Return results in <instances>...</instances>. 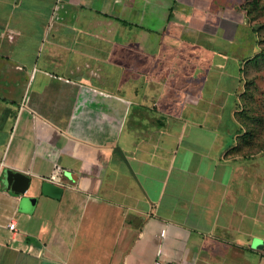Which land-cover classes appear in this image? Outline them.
I'll list each match as a JSON object with an SVG mask.
<instances>
[{"label": "crops", "instance_id": "1", "mask_svg": "<svg viewBox=\"0 0 264 264\" xmlns=\"http://www.w3.org/2000/svg\"><path fill=\"white\" fill-rule=\"evenodd\" d=\"M247 2L0 0V264H153L158 250L173 264H264L258 154H230L222 95L188 87L206 82L195 59L220 66L203 44L250 27ZM138 33L164 51L156 77L172 90L112 55L138 50ZM165 33L181 43L152 41ZM132 69L141 88L117 90ZM14 172L29 176L23 193L5 184Z\"/></svg>", "mask_w": 264, "mask_h": 264}, {"label": "rangeland", "instance_id": "2", "mask_svg": "<svg viewBox=\"0 0 264 264\" xmlns=\"http://www.w3.org/2000/svg\"><path fill=\"white\" fill-rule=\"evenodd\" d=\"M258 8H254L251 10V16H253V23L258 27V42L256 39L255 33L252 31L251 27L240 25L239 27L230 28L233 30L234 36L231 37L230 33L228 35L231 38H228L227 41L223 40L221 41L218 37H214L213 41H208L211 44H203V46L210 47V52L212 53V49L214 52V55L212 53L211 59H213V64H220V66L217 65H209L206 67L196 66L195 73L196 75L197 70L201 69V73H203L206 76V82L203 83L199 77L195 82H190V86L192 90L195 91V94H199L201 91H214L211 93L210 97L213 96L221 97L222 105H228L232 108V111L236 109H239V106L243 108L241 115L239 116L242 122L245 124L246 127L251 128V134H247V140L245 138H238V146L234 150L235 154H258V156L254 159L249 161L251 165L250 169L254 168L255 170L261 171L260 178L261 182L264 183V0L258 1ZM181 31V30H180ZM127 35V34H124ZM195 34H189L188 36H191L192 40H196ZM118 36V35H117ZM120 37L122 35H119ZM117 37V42H120V37ZM155 36L152 41H155V38L157 41L161 42L166 41L167 39L174 40L175 43L178 44L181 43L180 39H176L175 37L179 36L177 33H174V37H171V34L165 33V34H155ZM151 37L152 34H134L132 35V42L133 46L136 47L138 50H118L117 52L112 53V55H115L116 58L122 63L124 59H127V62L129 63V59H133V64L140 63H148V66L153 67L152 71L150 72L149 83H147L148 89H153L156 91V88L163 89L165 91L172 90L169 86V83L167 82V79L165 78L163 83L158 82V78L156 77V73L160 71V68L158 67V64H156L157 60L162 59L164 51H155V48H153V44L151 45ZM199 37V35H198ZM178 38V37H177ZM124 39V36H123ZM104 41V40H103ZM102 41V42H103ZM226 41V42H225ZM148 42V48L147 44ZM259 43V45H258ZM188 46V45H187ZM185 47V46H183ZM158 48V47H157ZM180 50L178 51L179 54L185 55L189 51H184L182 49V45L180 44L178 47ZM262 49V50H261ZM132 51V52H131ZM262 51L261 56H258L256 60H251L249 63H244L243 61L248 57H253L257 53ZM104 52V51H103ZM101 52V54H103ZM169 53H172L171 51H168ZM106 54H108V51H105ZM148 57H146V55ZM244 54V55H243ZM131 55V57H130ZM228 58H227V56ZM179 61L183 60L182 57H178V55H175ZM186 56V55H185ZM187 57V56H186ZM242 57H244L242 59ZM144 60V61H143ZM185 62H192V59L184 58L182 63ZM175 64H179L176 62ZM244 64V65H243ZM126 65V64H124ZM139 65V64H138ZM146 65V64H145ZM117 66L119 64L117 63ZM122 66V65H121ZM147 66V65H146ZM114 67V66H113ZM126 66H124L125 68ZM137 66H134V68ZM245 67L246 71L244 72V81H243V75L240 71V68ZM116 68V67H115ZM123 70V69H122ZM141 72V71H140ZM140 72H136L135 69H132V73L128 74L127 72L123 73L120 72V75L122 76V79L125 78V81L121 83V88L118 87L117 90H126L129 93H133L136 90H139L141 88V75ZM127 73V76L124 77V75ZM148 73V72H147ZM119 73L117 72V75ZM241 78V79H240ZM162 84L164 86L162 87ZM212 84L214 86H212ZM165 87V88H164ZM209 88V90H208ZM223 89V92L221 90ZM233 91H237L241 94L240 102L238 103L239 106L236 104L235 100L236 98H231L230 93H233ZM205 97H203L204 99ZM207 98V97H206ZM155 99L153 100V105L155 103ZM221 104L219 100L217 101V106ZM218 108V107H217ZM217 108H214V112L217 111ZM221 113V112H220ZM208 121L210 123H222V116L221 115H210ZM236 126L234 125V128ZM230 153V152H229ZM231 154V153H230ZM248 162V163H249ZM264 239V237H263ZM264 241V240H263Z\"/></svg>", "mask_w": 264, "mask_h": 264}, {"label": "trees", "instance_id": "3", "mask_svg": "<svg viewBox=\"0 0 264 264\" xmlns=\"http://www.w3.org/2000/svg\"><path fill=\"white\" fill-rule=\"evenodd\" d=\"M258 1L259 0H250V2H247L246 3V7L245 9H247V14L248 16L246 17L247 18V21L252 29V31L255 33L256 35V39H257V42H258V27L256 25H254V21L252 20L253 19V16H251V10L254 9L255 7L258 8ZM259 45V43H258ZM262 50V49H261ZM262 54V51H260L259 53H257L255 56L253 57H248L246 58L243 62L244 63H249L251 60H256L258 58V56H261ZM195 62H196V66H198L199 64V60L195 59ZM244 65V64H243ZM199 70V69H198ZM240 71L243 75V81H244V72L246 71V68L245 67H242L240 68ZM241 79V78H240ZM244 91L242 93H239L237 91H233V93H230V96L231 98H236L235 102L236 104L239 106V102H240V98H241V94H243ZM241 103V102H240ZM242 110L243 108L241 106H239V109H236L234 111H231V107L228 106L227 107V111L226 113L223 115V119L225 120V123L226 125H228V127L230 128V143H231V147L228 149V152L230 153H234V150L237 148L238 146V138H245V140H247V134H251V132H253V130L251 131V128L249 127H246L245 124L242 122V120L240 119V115L242 113ZM234 125L236 126L234 128ZM260 154V153H258ZM264 154V151L263 153ZM243 155H251V154H248V153H244Z\"/></svg>", "mask_w": 264, "mask_h": 264}, {"label": "water", "instance_id": "4", "mask_svg": "<svg viewBox=\"0 0 264 264\" xmlns=\"http://www.w3.org/2000/svg\"><path fill=\"white\" fill-rule=\"evenodd\" d=\"M29 176L21 172H14L5 181L6 186L16 193H23L29 184ZM42 189L53 197H60L63 187L60 184L44 182Z\"/></svg>", "mask_w": 264, "mask_h": 264}, {"label": "built area", "instance_id": "5", "mask_svg": "<svg viewBox=\"0 0 264 264\" xmlns=\"http://www.w3.org/2000/svg\"><path fill=\"white\" fill-rule=\"evenodd\" d=\"M54 176V175H53ZM54 177H52L53 179ZM7 226L11 229V230H16V222L12 219L8 224ZM161 234H164V232L162 231ZM160 253L161 251L158 250L157 251V258L154 259L153 261V264H173V262L167 260V259H164L160 256Z\"/></svg>", "mask_w": 264, "mask_h": 264}]
</instances>
